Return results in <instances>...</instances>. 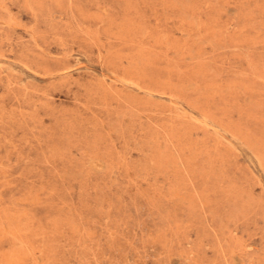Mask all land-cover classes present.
<instances>
[{
  "label": "rangeland",
  "instance_id": "1",
  "mask_svg": "<svg viewBox=\"0 0 264 264\" xmlns=\"http://www.w3.org/2000/svg\"><path fill=\"white\" fill-rule=\"evenodd\" d=\"M0 264H264V0H0Z\"/></svg>",
  "mask_w": 264,
  "mask_h": 264
}]
</instances>
